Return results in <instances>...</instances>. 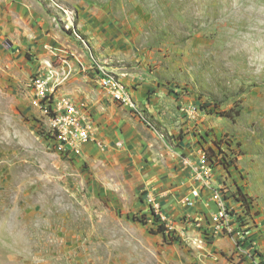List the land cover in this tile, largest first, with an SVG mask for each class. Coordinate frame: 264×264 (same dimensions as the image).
<instances>
[{
  "label": "rangeland",
  "instance_id": "374dc122",
  "mask_svg": "<svg viewBox=\"0 0 264 264\" xmlns=\"http://www.w3.org/2000/svg\"><path fill=\"white\" fill-rule=\"evenodd\" d=\"M53 1L60 42L46 58L14 44L0 16V264H264V0ZM98 67L135 108L100 87ZM38 75L86 109L100 142L53 139ZM101 95L163 139L166 160L106 142ZM204 152L226 172L232 234L210 233Z\"/></svg>",
  "mask_w": 264,
  "mask_h": 264
},
{
  "label": "crops",
  "instance_id": "0c3cea01",
  "mask_svg": "<svg viewBox=\"0 0 264 264\" xmlns=\"http://www.w3.org/2000/svg\"><path fill=\"white\" fill-rule=\"evenodd\" d=\"M52 5L47 0H0V16L6 18L7 29L11 33L14 44L21 46L22 49L31 46L39 59L48 56V47L60 42L55 17L53 12L49 10V6L53 7ZM59 9L65 10L64 8ZM81 68L82 79H89L88 74L92 76L94 81L97 79L96 73L91 71L90 66L88 67V62L81 63ZM93 103H95L97 111L96 119L104 120L102 125L104 131L102 130L101 136L103 137L105 134L104 139L106 142H110L111 146L115 144L116 140L123 142L124 146L126 144L136 146L134 149H137L138 145H142L139 149L140 152L142 149L143 154L159 163L166 160L168 146L163 142V139L161 142L149 129L145 131L148 137L142 134L141 126L134 124V121L125 114H121L123 112L107 96L101 95ZM197 126L199 127V123ZM105 128L110 133H105ZM197 143L196 151L205 148L203 142ZM224 172L225 170L221 167L214 168L212 183L223 182L225 178L222 173ZM212 203V212H214L215 203Z\"/></svg>",
  "mask_w": 264,
  "mask_h": 264
},
{
  "label": "built area",
  "instance_id": "2783aa9c",
  "mask_svg": "<svg viewBox=\"0 0 264 264\" xmlns=\"http://www.w3.org/2000/svg\"><path fill=\"white\" fill-rule=\"evenodd\" d=\"M53 5L56 4L53 0H48ZM66 14L67 21L64 26L69 29L72 26L68 10L61 9ZM72 18V17H71ZM75 37L84 44V41L77 30H73ZM98 81L100 87L111 97V99L121 106H129L135 108L133 101V94L128 87L120 82L112 75L105 73L101 67H98ZM48 79V78H47ZM35 95V105L40 109L41 115L49 121L52 125V137L58 144L75 146L76 141L87 142H100L95 139V134L92 133L94 129L90 123L86 109H81L70 98L65 96L53 97L52 89L48 87V82L44 77L35 76L32 80ZM192 111L195 112L196 107L192 106ZM199 165L203 170H194L197 179L201 183L202 188H210L211 196L216 205V209L211 213V234L226 233L232 234L234 228L233 223L230 222L232 210L229 208L225 201L224 193L225 182L220 183V187H211L213 179V170L209 164L211 158L206 152L199 156ZM224 181V180H223ZM196 195L198 191L194 192ZM158 204L155 203V206Z\"/></svg>",
  "mask_w": 264,
  "mask_h": 264
},
{
  "label": "trees",
  "instance_id": "16d2710c",
  "mask_svg": "<svg viewBox=\"0 0 264 264\" xmlns=\"http://www.w3.org/2000/svg\"><path fill=\"white\" fill-rule=\"evenodd\" d=\"M221 165H223L224 168L226 167V165L223 164V163H222ZM239 199H240V198H239ZM241 199H242L241 201H242L244 204H246V199H245V197L242 196ZM157 229H160V230H158V232H159V231H160V232H164V230H165V229H163L160 225L157 226Z\"/></svg>",
  "mask_w": 264,
  "mask_h": 264
}]
</instances>
